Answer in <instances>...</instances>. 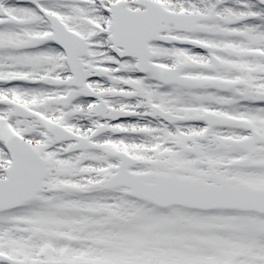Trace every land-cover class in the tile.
Here are the masks:
<instances>
[{
  "label": "snow or ice",
  "instance_id": "obj_1",
  "mask_svg": "<svg viewBox=\"0 0 264 264\" xmlns=\"http://www.w3.org/2000/svg\"><path fill=\"white\" fill-rule=\"evenodd\" d=\"M0 264H264V0H0Z\"/></svg>",
  "mask_w": 264,
  "mask_h": 264
}]
</instances>
